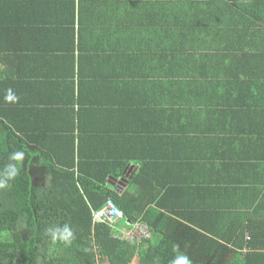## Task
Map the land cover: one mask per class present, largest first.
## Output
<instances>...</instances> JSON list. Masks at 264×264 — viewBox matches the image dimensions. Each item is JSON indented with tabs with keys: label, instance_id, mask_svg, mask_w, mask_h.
Returning a JSON list of instances; mask_svg holds the SVG:
<instances>
[{
	"label": "crops",
	"instance_id": "crops-1",
	"mask_svg": "<svg viewBox=\"0 0 264 264\" xmlns=\"http://www.w3.org/2000/svg\"><path fill=\"white\" fill-rule=\"evenodd\" d=\"M5 87L40 140L126 164L106 190L183 223L190 254L264 237V0H0Z\"/></svg>",
	"mask_w": 264,
	"mask_h": 264
},
{
	"label": "trees",
	"instance_id": "trees-1",
	"mask_svg": "<svg viewBox=\"0 0 264 264\" xmlns=\"http://www.w3.org/2000/svg\"><path fill=\"white\" fill-rule=\"evenodd\" d=\"M17 106V102H6L0 96V170L11 152L26 153L19 165L20 174L9 188L0 190V264H132L134 260L138 264H171L177 255L187 256L191 264H218L212 256L203 258L187 251V237L179 227L183 223L166 226L168 220L176 218L165 214L168 218L156 223L157 216L151 213L159 212L151 206L145 218H139L147 208L140 206L137 197L129 199L126 194L106 190L109 178L122 176L126 164L108 167L103 161L87 160V165L82 160L76 162L75 150L66 152L68 142L64 144L57 136L49 135L46 141L40 140L34 127L23 125L24 115ZM34 155L42 156L39 172L34 168ZM167 189L166 195L178 193ZM107 198L124 211L127 221L148 223L151 236L142 242L120 239L113 235V226L95 222L93 210L102 207ZM161 204L162 200L157 202ZM167 207L185 214L178 211L180 206ZM65 224L76 237L70 246L53 243L48 235L50 228ZM258 229L247 240L250 251L244 256L238 252L230 264H264V237ZM228 240L234 242L235 238Z\"/></svg>",
	"mask_w": 264,
	"mask_h": 264
},
{
	"label": "clouds",
	"instance_id": "clouds-1",
	"mask_svg": "<svg viewBox=\"0 0 264 264\" xmlns=\"http://www.w3.org/2000/svg\"><path fill=\"white\" fill-rule=\"evenodd\" d=\"M4 100L6 102L16 103L18 102L19 97L16 95L13 89L9 88L6 91ZM25 155L26 153L22 150L13 151L8 155L7 164L3 167L2 170H0V190L9 188L10 182L14 181L17 178V176L20 174L21 169L19 165L23 162ZM120 222H122V220ZM124 224L125 223H123V225ZM116 231L117 230L115 229V232ZM48 235L50 236L51 241L53 243L59 242L65 246H70L76 238L73 229L67 224L63 225L62 227L57 226L54 228H50L48 230ZM171 264H191V262L187 256L177 255L171 261Z\"/></svg>",
	"mask_w": 264,
	"mask_h": 264
},
{
	"label": "built area",
	"instance_id": "built-area-1",
	"mask_svg": "<svg viewBox=\"0 0 264 264\" xmlns=\"http://www.w3.org/2000/svg\"><path fill=\"white\" fill-rule=\"evenodd\" d=\"M125 219L124 211L115 203L112 198H107L104 205L99 209L93 210V220L95 222H105L113 226L117 231L114 236L120 239H136L142 242L145 238L151 236L149 226L141 221H127L123 226L117 224ZM247 238H250L247 236Z\"/></svg>",
	"mask_w": 264,
	"mask_h": 264
},
{
	"label": "rangeland",
	"instance_id": "rangeland-1",
	"mask_svg": "<svg viewBox=\"0 0 264 264\" xmlns=\"http://www.w3.org/2000/svg\"><path fill=\"white\" fill-rule=\"evenodd\" d=\"M123 225V222H121V224L119 226ZM137 260L133 262V264H137Z\"/></svg>",
	"mask_w": 264,
	"mask_h": 264
}]
</instances>
